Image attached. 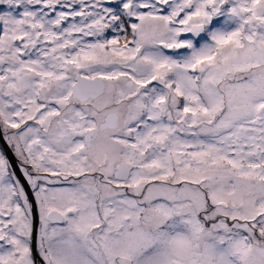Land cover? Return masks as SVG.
Masks as SVG:
<instances>
[{"label": "snow or ice", "instance_id": "snow-or-ice-1", "mask_svg": "<svg viewBox=\"0 0 264 264\" xmlns=\"http://www.w3.org/2000/svg\"><path fill=\"white\" fill-rule=\"evenodd\" d=\"M0 264H264V0H0Z\"/></svg>", "mask_w": 264, "mask_h": 264}]
</instances>
